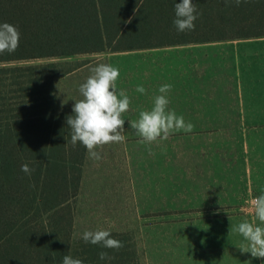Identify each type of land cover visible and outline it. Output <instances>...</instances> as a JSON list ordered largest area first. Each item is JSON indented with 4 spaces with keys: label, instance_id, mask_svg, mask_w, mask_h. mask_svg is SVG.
Listing matches in <instances>:
<instances>
[{
    "label": "trees",
    "instance_id": "16d2710c",
    "mask_svg": "<svg viewBox=\"0 0 264 264\" xmlns=\"http://www.w3.org/2000/svg\"><path fill=\"white\" fill-rule=\"evenodd\" d=\"M180 2L0 0V23L20 33L16 51L0 55V264H62L67 254L84 264H126L121 249L74 234L71 202L87 149L72 146L73 105L59 101L57 79L67 71L64 62H27L264 36V0H192L200 15L185 32L173 23ZM101 251L114 259L101 261Z\"/></svg>",
    "mask_w": 264,
    "mask_h": 264
},
{
    "label": "rangeland",
    "instance_id": "374dc122",
    "mask_svg": "<svg viewBox=\"0 0 264 264\" xmlns=\"http://www.w3.org/2000/svg\"><path fill=\"white\" fill-rule=\"evenodd\" d=\"M166 54L167 50L117 51L27 62H64L62 69L67 72L57 79L63 107L82 99L79 87L91 75L92 67L103 63L119 69L117 95L123 89L131 101L129 110L122 114L125 139L103 145L101 161L86 158L81 188L71 204L75 236L81 237L84 231L111 232L112 238L123 242L119 250L126 253V264H199V257L179 254L178 249L200 245L183 242L179 237L189 230L178 226L229 218L225 214L231 209H252L251 195L264 194V130L255 129L253 136L249 135L252 123L264 121H243L242 125L248 145L246 166L251 161L250 186L240 174L234 131L216 132L213 125L218 121L191 118L204 113L190 110V104H176L182 110L175 112L194 125L191 133L173 132L167 141L151 145L138 142L141 137L131 128V120L139 119V111L151 110L160 80L153 82L148 72L144 79L135 73L152 65L141 61L142 56L167 58ZM130 74L134 77L129 78ZM137 86L144 87L146 94L137 92ZM193 106L196 109L199 105ZM172 107L168 105V110ZM216 147L221 150L214 152ZM220 191L236 199L210 196ZM118 258L122 260V256Z\"/></svg>",
    "mask_w": 264,
    "mask_h": 264
},
{
    "label": "crops",
    "instance_id": "0c3cea01",
    "mask_svg": "<svg viewBox=\"0 0 264 264\" xmlns=\"http://www.w3.org/2000/svg\"><path fill=\"white\" fill-rule=\"evenodd\" d=\"M145 50H167L168 57L142 56L141 61L151 62L152 65L143 67L135 74L142 75L144 79L145 72H148L149 79L151 78L153 82L160 80L157 88L163 84L172 85L168 99L169 105L173 107L169 110H182L175 107L176 104L191 106L198 104L196 109L190 106V110H198L204 114L191 118L218 121L213 125L216 132L234 131V151L236 154L239 152L237 163L240 174L242 176L244 174V180H249L250 186L251 161L246 166L244 154L248 151V145L246 135L242 133L245 129L242 125L245 124L243 121H264V36L124 52ZM140 64L142 66L143 62ZM131 77H134V74H130L129 78ZM229 121L231 124H228ZM251 128L249 135L253 136L255 129L264 130V123H252ZM220 150L216 147L214 152ZM222 192L210 196L229 201L236 199L229 198ZM257 196L259 195H251L250 198ZM231 210L225 214L230 216L229 218L178 226L191 232L184 230L185 234L179 237L183 242L195 241L200 245L194 249L193 247L178 249L179 254H189L195 258L197 256L199 264H264V259L253 258L250 253H242L239 250L244 239L235 232L239 223L245 220L252 221L253 210L248 208ZM256 223L260 222L257 220ZM194 260L192 263L197 262Z\"/></svg>",
    "mask_w": 264,
    "mask_h": 264
},
{
    "label": "clouds",
    "instance_id": "9594fccd",
    "mask_svg": "<svg viewBox=\"0 0 264 264\" xmlns=\"http://www.w3.org/2000/svg\"><path fill=\"white\" fill-rule=\"evenodd\" d=\"M249 0H224L226 6L247 3ZM200 13L192 0H182L175 3V19L173 21L178 32L195 30V21ZM19 29L7 22L0 23V55L14 53L19 47ZM120 75L119 69L109 64H99L91 68V75L86 82L81 84L79 92L82 99L76 100L72 115L66 117V124L70 129V142L73 147L77 143L87 149V157L93 161H101L102 146L110 143L124 141V124L122 114L129 110L130 98L128 93L121 89L117 95L116 81ZM171 84H163L159 87V95L153 97L151 110L139 111V119L131 120V128L141 139V144L151 145L153 142L167 141L173 132L183 131L191 133L194 125L186 122L183 116H178L175 110H168L170 103L168 93ZM136 91L146 94V89L137 86ZM68 143V141H67ZM100 151H97V148ZM149 153L154 155L149 149ZM21 171L31 175L34 171L29 164L21 165ZM254 212L251 222L245 220L238 224L235 232L239 233L244 242L240 244L242 253H250L253 258L264 259V194L249 201ZM260 223L257 224L256 221ZM82 240L88 244L99 245L102 248L119 250L123 242L112 238L107 230L84 231ZM101 261H111L114 257L108 252L99 253ZM62 264H84L80 258H74L71 254L64 255Z\"/></svg>",
    "mask_w": 264,
    "mask_h": 264
},
{
    "label": "built area",
    "instance_id": "2783aa9c",
    "mask_svg": "<svg viewBox=\"0 0 264 264\" xmlns=\"http://www.w3.org/2000/svg\"><path fill=\"white\" fill-rule=\"evenodd\" d=\"M253 198H255V197H253Z\"/></svg>",
    "mask_w": 264,
    "mask_h": 264
}]
</instances>
